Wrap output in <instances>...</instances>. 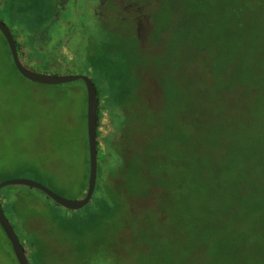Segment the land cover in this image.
<instances>
[{
  "label": "trees",
  "instance_id": "obj_1",
  "mask_svg": "<svg viewBox=\"0 0 264 264\" xmlns=\"http://www.w3.org/2000/svg\"><path fill=\"white\" fill-rule=\"evenodd\" d=\"M101 1L105 5L92 8L96 25L88 31L96 27L92 33L104 35L91 46V63L105 64L98 76L112 92V109L117 107L126 121L129 115L138 120L142 108L152 115L143 128L113 124L99 174L102 111L100 89L92 78L99 106L97 182L103 190L110 188L116 194L111 201L126 211L122 225L132 224L150 237L170 220L176 222L168 234L171 246H162L156 233L157 243L150 239L148 250L138 248L142 254L127 260L185 264L190 254H197V262L189 264H264V0ZM0 16L14 35L20 58L22 49L35 48L40 33L49 42L58 18L67 17L58 0H0ZM139 25H147L145 34ZM0 36L7 51L0 61L8 60L19 74ZM114 53L121 56L115 59ZM191 66L190 74H179ZM146 85L159 92V104H150L146 90L136 95ZM136 136L143 142L129 161ZM110 150L124 159L120 169L115 159H105ZM87 164L89 174V152ZM31 175L48 187L39 170ZM13 178L19 177L1 175L0 183ZM23 189L25 213L13 192L4 197V212L30 264H49L43 234L48 220L37 219L31 206L39 200L32 189ZM139 191L145 193L144 201L138 200ZM98 203L111 208L105 197ZM56 223L50 228L60 235L63 229Z\"/></svg>",
  "mask_w": 264,
  "mask_h": 264
},
{
  "label": "rangeland",
  "instance_id": "obj_2",
  "mask_svg": "<svg viewBox=\"0 0 264 264\" xmlns=\"http://www.w3.org/2000/svg\"><path fill=\"white\" fill-rule=\"evenodd\" d=\"M98 3L99 0H70L66 26L63 27L61 24L53 26L49 42L44 39L45 45L41 46L43 43H38L32 50L22 49L21 60L39 74L86 75L95 80L100 89L102 111L100 121L102 151L99 153L101 174L103 157L106 154L105 140L115 133L113 124L116 127L124 124L126 130L132 129L136 124L143 128L150 122L149 116L152 113L142 108L138 113L140 115L138 120L129 115L126 121L117 112V107L113 105L114 109L111 107L109 98L112 92L103 83L104 78L98 76L105 64L97 66L90 60L91 46L93 47L104 34L97 31L92 33L96 27L91 26L92 30L88 33H85L83 28L86 23L96 25L92 18L93 11L87 5L95 6L92 8L96 10ZM76 5L77 13L74 12ZM71 9L74 17L78 18L75 22H72ZM42 37L44 38L43 35ZM19 42L25 44L24 36L19 37ZM6 52V46L0 36V55L6 56ZM120 56V53H114L115 59ZM187 70L179 74L187 76L193 67H187ZM140 75L145 78L143 72H140ZM144 80L146 83L149 82V78ZM145 90L147 93H144ZM135 93L137 96L144 93L145 97L153 98V100L148 98L150 104L160 103V99L156 98L159 92L150 90L148 85L145 89H137ZM142 142L141 137L131 139L129 146L133 153L127 156L129 161H132V155L137 153ZM87 144V91L82 80L53 86L39 85L19 75L8 60L0 61V176L8 174L9 177L32 179L31 173L39 170L47 179L48 187L56 194L68 200H80L89 181ZM119 151L122 153L124 146L120 147ZM105 159H108V162L115 159L118 169L125 163L113 150L109 151ZM99 184L90 204L79 211L67 210L40 191L32 189L39 201L31 208L40 215L37 219H41L42 222L44 221L42 218L48 220L45 223L47 232L43 234L49 245V264H130L128 257L133 256L137 259L142 254L136 249L148 250L150 239L157 243L156 233L162 239V246L168 247L173 244V238L168 234L175 226L173 224L176 223L175 219L160 227L150 237L149 234L143 235L141 231L137 232L138 228H133L132 224L122 225L126 211L118 209L111 201L116 194L110 188L103 190ZM4 189L1 191L3 203L8 193L13 192L19 194L17 198H23L22 191L25 190L23 187ZM138 194V200L144 201L145 193L139 191ZM103 197L111 205L110 209H102L99 205V199ZM20 202L22 204L20 210L25 213L26 204L23 199ZM150 203L153 204L151 201ZM157 203L159 204L158 201ZM52 221L57 222L56 228L62 227L60 235L54 231L55 227L50 228ZM73 237L79 239L75 240ZM28 238L25 236L22 239L28 242ZM197 260V254H190L185 264ZM0 264H18L1 226Z\"/></svg>",
  "mask_w": 264,
  "mask_h": 264
},
{
  "label": "water",
  "instance_id": "obj_3",
  "mask_svg": "<svg viewBox=\"0 0 264 264\" xmlns=\"http://www.w3.org/2000/svg\"><path fill=\"white\" fill-rule=\"evenodd\" d=\"M0 32L7 42L13 63L19 74L26 80L39 85H61L82 80L85 83L87 91V137L89 152V181L88 187L80 200H68L40 182L28 178H13L0 183V226L3 229L7 239L9 240L18 264H30L28 254L23 246L17 232L6 216L1 200V191L7 187H25L34 189L44 193L49 199L53 200L57 205L70 210L79 211L85 208L93 199L97 186L98 178V92L94 81L86 75H46L39 74L28 68L21 60L16 40L11 29L0 20Z\"/></svg>",
  "mask_w": 264,
  "mask_h": 264
},
{
  "label": "flooded vegetation",
  "instance_id": "obj_4",
  "mask_svg": "<svg viewBox=\"0 0 264 264\" xmlns=\"http://www.w3.org/2000/svg\"><path fill=\"white\" fill-rule=\"evenodd\" d=\"M59 1V6H60V9L64 12V14L65 15H68V8H69V5H70V0L67 2L66 0H58ZM102 5H105L101 0L99 1V3H98V5H97V7L98 8H100ZM78 6L76 5V7H74V12L75 13H77V11H78V8H77ZM87 7H88V5H87ZM92 7H95V6H92L91 5V9L90 10H92ZM94 9V8H93ZM80 10V9H79ZM71 14H72V18H73V21L72 22H75L78 18H76V17H74V15H73V10L71 9ZM93 11V14H96V12L94 11V10H92ZM71 14H70V16H71ZM92 18H93V16H92ZM67 20V18H63L62 20L60 19V18H58V21H59V23L61 24V25H63V27L64 26H66L65 25V21ZM149 23V22H148ZM82 24V23H81ZM83 24H84V22H83ZM70 26V25H69ZM147 26V25H146ZM145 25H139V27H138V31H140V33L141 34H145L146 32H147V27H146ZM82 27H83V25H82ZM66 28V27H65ZM84 29H85V31H88L89 30V24L88 23H86V25H84V27H83ZM40 35V36H39ZM38 36H37V39H36V42L37 43H43L44 45L46 44V43H44L45 42V40H44V38L42 37V35H43V33H40Z\"/></svg>",
  "mask_w": 264,
  "mask_h": 264
}]
</instances>
